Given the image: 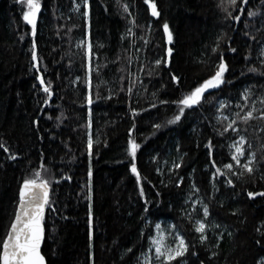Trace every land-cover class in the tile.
Here are the masks:
<instances>
[{
  "label": "trees",
  "instance_id": "16d2710c",
  "mask_svg": "<svg viewBox=\"0 0 264 264\" xmlns=\"http://www.w3.org/2000/svg\"><path fill=\"white\" fill-rule=\"evenodd\" d=\"M121 2L129 4L131 16L116 0H90L89 30L84 17L74 10L73 0H41L35 37L37 73L32 67L37 62L31 59V26L23 20L26 5L0 0V142L9 149L5 152L0 148V240L14 217L23 179L43 163L48 168L45 175L53 180L50 198L55 208L46 209L44 221L42 254L47 264H137L140 253L148 250V236L155 235V223L175 225V231L194 245L190 253L196 255L189 254L187 264H257L264 257V197L249 199L247 191H264L260 171L252 176L245 173L240 179L229 177L235 187L224 184L221 177L219 191L214 190L210 183L214 169L204 145L208 139L217 145L213 158L219 166L232 162L227 145L238 136L231 130L224 137L216 135L212 128L216 112L208 103L186 110L180 123L154 133L152 125L170 118L176 106L158 104L152 93L161 99H175L211 75L213 62L218 59L211 47L226 33L221 50L230 68L226 78L233 82L223 85L218 93L220 99L232 100L225 114L233 116L239 111L236 102L243 88L254 86L256 96L264 94V77L247 72L248 67H261L258 53L264 46V15L260 14L264 13V0H249L244 7L258 15L248 17L245 12L240 23L224 18L225 13L217 6L219 0H156L159 18L151 16L143 0ZM132 18L141 27L133 28L135 36L125 35L132 27ZM245 20L249 24L246 29ZM165 22L173 34L172 45L167 44L163 31ZM244 31L249 35H243ZM142 35L149 41L147 45L140 39ZM228 36L233 39L229 41ZM88 39L95 53L90 106L86 102V69L82 67L86 61L82 48L76 47L78 41ZM228 44L235 46L237 53L226 51ZM169 46L173 47L170 69L161 67L152 77L145 74L147 67L140 71L141 64L154 67L151 62L164 57ZM249 53L246 62L244 57ZM95 65L100 66L99 76ZM170 71L181 77L179 86L171 82ZM129 72L143 82L138 81L131 93L127 91L131 86ZM37 75L52 82L54 94L47 105ZM153 102H157L156 108L150 107ZM130 107L146 109L135 118L136 128L131 133L141 145L136 160L140 185L130 171L131 158L126 152L134 122ZM61 113V119H56ZM238 127L239 134L246 137L245 148L251 145L256 153L259 169L264 166V121H238ZM89 132L94 141L91 157L86 146ZM13 153L17 159H8ZM174 162L181 167L173 169ZM89 179L91 228L90 202L86 199ZM193 184L198 193L192 190ZM141 186L143 197L139 194ZM193 200L208 204L209 220L221 225L207 232L206 245L200 244L187 218L189 213L193 218L202 217L200 204L193 205ZM213 252L218 255L212 256Z\"/></svg>",
  "mask_w": 264,
  "mask_h": 264
},
{
  "label": "snow or ice",
  "instance_id": "6c2138e0",
  "mask_svg": "<svg viewBox=\"0 0 264 264\" xmlns=\"http://www.w3.org/2000/svg\"><path fill=\"white\" fill-rule=\"evenodd\" d=\"M18 3L26 5V10L23 11V20L27 25L31 26V36L33 37L31 44V59L34 63L32 67L36 69L37 73H40V67L38 64V55H37V42L35 37L37 36V19L38 14L41 11V0H17ZM144 4L147 5V9L150 11L152 17L159 18L160 12L157 8L156 0H143ZM74 10L79 12L85 19V24L87 28L90 30L91 28V9H90V0H80L79 3L76 0H73ZM116 4H118L124 13L131 16L132 14L129 12V4L127 2H121V0H116ZM249 4V0H219L218 7L222 12L225 13L226 20H232L236 23H240L242 20V15L245 14L248 17H256L258 13L256 11L246 10L245 5ZM81 5L83 6V11L80 12ZM234 12H238L239 14L234 15ZM264 15V13H260ZM129 23L132 27L126 29L125 35L135 36L136 34L133 31L134 27H141L137 25L135 18H132ZM244 28H248V21H243ZM148 29H151V23L147 25ZM164 34L166 36L167 44H173V34L169 28L167 22L162 25ZM264 27V25H262ZM226 33H222L220 36L216 38L215 45L211 47V52L213 54H218L217 61L213 62V71L212 74L207 78L203 79L199 82L194 88L191 90L184 92L180 97L175 99H161L154 92L152 95L156 97L158 104L166 105V104H174L176 109L173 115L166 119V121L162 123H154L152 128L154 129V133L159 131L161 128L166 125H176L181 122L182 117H185L186 110H195L197 108H203L205 103L211 104L215 109L216 115L214 119L216 120V125H220L217 127L216 125H212L213 131L217 136L224 137L230 130L233 134L238 136L237 140H233L230 144L227 145L229 149V155L231 157V161L229 163H221L219 166L217 165L216 159L213 158V150L217 147L212 141V139H208L207 143L204 147L207 149L206 155L209 157L210 167L214 169L210 174V183L214 190L219 191L217 188V183L220 181L221 177H224L223 183L229 187H235L234 182L229 177H236L240 179L245 173L249 176H252L257 171H260L261 178L264 179V166L257 168V159L256 153L251 151V145H248V149L245 148L246 137L240 135L238 121L247 124L249 121L253 119H258L264 121V94L256 96L253 92L254 86H248L243 88L240 92V99L236 102V107L239 111H236L233 116L226 115L225 112L232 105V100L229 98L220 99L218 97V93L222 91V86L225 84H231L233 81L226 78V73H229L230 68L229 64L225 59V53L221 50V42L224 40ZM243 35L248 36L249 33L247 31L243 32ZM125 37L122 36L123 40ZM23 39V37H21ZM140 39L144 41V44H148V40L145 36H140ZM227 39L231 41L233 37L228 36ZM255 39V37H252ZM76 47L82 48L84 58L86 63L82 65L85 67V79L84 83L88 88V94L86 96V102L90 106L93 103L92 99V73L94 70L93 65V57L95 53L93 52V44L90 39L87 41L80 40L77 42ZM139 51V49H137ZM226 51L231 53H237V48L232 44H228ZM173 54V47L169 46L166 48L165 56L162 58L155 59L151 62L154 67L145 66L141 64L140 71L144 72L147 67V71L145 74L148 77H152L154 74H159V69L161 67L170 69L171 67V59ZM260 57V68L257 67H248L247 72L251 74H258L264 77V46H261L259 53ZM249 55L244 57V60L247 62L249 60ZM202 63H206L201 61ZM99 65H95L97 69V76H99ZM47 69L45 68V71ZM120 71H124V69H120ZM241 75H245L242 71ZM170 80L175 85L179 86L181 82V77L175 74L174 72H169ZM129 80L130 87H128L127 91L129 93L132 92L133 87H135L136 83L139 81L141 84L138 75H134L129 72ZM36 79L39 81V85L41 90L46 94V98L43 103L48 104L53 96L52 82L46 81L43 75H37ZM77 80L80 78L77 77ZM124 77H121L123 80ZM264 87V85H261ZM121 91H124L121 88ZM97 98H99V93L97 92ZM213 100L215 103L213 104ZM240 101H243L241 103ZM157 102L151 103V108L157 107ZM259 105V107H257ZM129 111L133 117L132 127L129 129V138L127 141L126 152L127 155L131 158L130 161V171L136 178V183L138 185L141 184V173L137 168V151L140 149L141 145L137 142L135 138L132 137L131 133L136 128L135 118L140 115V112L146 111V109H136L129 108ZM243 112V115L241 113ZM63 113H61L60 117H56V119H61ZM91 111H89V120L87 123V127L91 128ZM51 118V117H50ZM35 123H39V121H35ZM153 133V134H154ZM99 143V141H96ZM93 137L91 133H88L87 136V150L89 157L92 156V148H93ZM264 147V145H262ZM0 148H3L5 152H8L9 149L4 146L2 142H0ZM10 160H16L17 155L15 153L8 156ZM155 160V157H152ZM264 160V157L261 158ZM181 167L180 163H173V169H179ZM207 167V165H206ZM239 170V171H238ZM157 171H161L157 168ZM48 172V168L45 164L41 163L39 169H33V174L31 176H26L20 187L18 193V203L15 208L14 218L11 220L10 225L6 229V234L2 240H0V264H47L45 256L42 254L41 246L44 240L45 233V216L46 209L55 211L53 207V201L50 198L51 185L53 180L51 177L46 176L45 173ZM92 172L91 167L88 170V176L91 178ZM65 179H71L70 177H65ZM146 179V178H143ZM57 183L59 181H56ZM182 179L177 182V187L182 183ZM89 190L86 199L89 200V226L91 228L92 223V213H91V180L88 181ZM192 190L195 192H199V188L193 184ZM140 196L143 197L145 195L143 186L140 187ZM159 195V193H157ZM264 197V191H247V197L249 199H254L256 197ZM191 199L189 196L187 200ZM148 201H145L147 204ZM200 204L202 209V217L193 218L189 213L187 214V218L193 223V230L198 234V240L201 245H206L208 241L207 232L212 228H220L221 225L216 223L215 221H210V208L209 205L204 203L202 200H193L192 204L196 205ZM222 206V205H221ZM145 212H148L149 209L147 207L144 208ZM235 215V212H233ZM156 234L149 235V246L147 251H142L140 256L137 257V264H187V256L196 255L193 251L190 253V248L194 247V245H190L187 242L185 236L175 231V225H169L168 229L162 228L161 223H155L154 225ZM257 232H261L260 228L256 229ZM231 233H229L230 235ZM91 235V233H90ZM264 235V233H262ZM171 237V243L166 242L167 237ZM222 236V233H221ZM218 237V241H219ZM257 245H261V240H256ZM218 247L217 245H215ZM126 251L131 252V249H126ZM91 255V254H90ZM218 253L213 252L212 256H216ZM142 258V259H141ZM94 264V262H93ZM200 264H204L203 261ZM257 264H264V257L260 258L257 261Z\"/></svg>",
  "mask_w": 264,
  "mask_h": 264
},
{
  "label": "rangeland",
  "instance_id": "374dc122",
  "mask_svg": "<svg viewBox=\"0 0 264 264\" xmlns=\"http://www.w3.org/2000/svg\"><path fill=\"white\" fill-rule=\"evenodd\" d=\"M169 225H171V224H169ZM169 225H164V226H162V228H165L166 230H169V229H168V226H169ZM155 234H156V230H155ZM166 242L171 243V237H170V236L166 238Z\"/></svg>",
  "mask_w": 264,
  "mask_h": 264
},
{
  "label": "water",
  "instance_id": "95a60500",
  "mask_svg": "<svg viewBox=\"0 0 264 264\" xmlns=\"http://www.w3.org/2000/svg\"><path fill=\"white\" fill-rule=\"evenodd\" d=\"M242 17H243V15H242ZM13 218H14V217H13ZM44 239H45V236H44ZM43 244H44V240H43V242H42L41 251H42Z\"/></svg>",
  "mask_w": 264,
  "mask_h": 264
}]
</instances>
